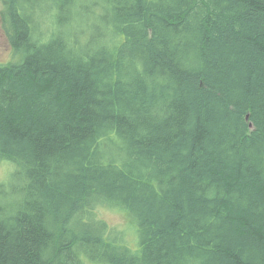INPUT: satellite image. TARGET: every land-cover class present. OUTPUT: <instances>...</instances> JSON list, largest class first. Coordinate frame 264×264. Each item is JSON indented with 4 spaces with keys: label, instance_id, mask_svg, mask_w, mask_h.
Returning <instances> with one entry per match:
<instances>
[{
    "label": "trees",
    "instance_id": "16d2710c",
    "mask_svg": "<svg viewBox=\"0 0 264 264\" xmlns=\"http://www.w3.org/2000/svg\"><path fill=\"white\" fill-rule=\"evenodd\" d=\"M0 20V264H264V0H0Z\"/></svg>",
    "mask_w": 264,
    "mask_h": 264
},
{
    "label": "rangeland",
    "instance_id": "374dc122",
    "mask_svg": "<svg viewBox=\"0 0 264 264\" xmlns=\"http://www.w3.org/2000/svg\"><path fill=\"white\" fill-rule=\"evenodd\" d=\"M86 14V13H85ZM88 17V15H87ZM85 19V16H84ZM83 19V20H84ZM14 60V56L12 54V50L6 40V37L3 33L2 27H1V20H0V64L2 63H8ZM13 172V170H11ZM11 172V173H12ZM7 173V165L4 162L0 161V180L9 179L11 173L6 175ZM125 213L122 211L116 212V211H104L102 213V217L106 222L109 224V227L112 232H115L119 239H124L127 241L132 240V237L135 236V233L128 228L129 224L131 222L129 221L128 217L124 215ZM86 264H91L89 262H86Z\"/></svg>",
    "mask_w": 264,
    "mask_h": 264
}]
</instances>
